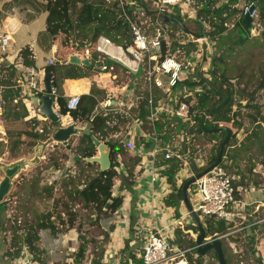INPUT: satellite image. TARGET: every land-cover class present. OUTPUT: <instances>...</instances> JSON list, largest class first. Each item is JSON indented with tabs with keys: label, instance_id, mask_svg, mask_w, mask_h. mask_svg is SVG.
I'll list each match as a JSON object with an SVG mask.
<instances>
[{
	"label": "trees",
	"instance_id": "16d2710c",
	"mask_svg": "<svg viewBox=\"0 0 264 264\" xmlns=\"http://www.w3.org/2000/svg\"><path fill=\"white\" fill-rule=\"evenodd\" d=\"M42 1H45V10L47 12V33L59 45L56 57L57 62L44 66L45 79L48 75L52 76L53 88H57L58 82L64 77L75 79L82 74H87V72L91 75L96 65L105 63V56L99 54L96 50L99 37H108L115 45L122 46L123 48H127L132 43V30L129 20L123 16L118 2L111 0ZM250 1L254 2L258 10V21L263 25L259 37L264 41V0H196L195 5L198 9L195 20H198V22H206L209 26L208 30L203 28L202 23H200L201 30H195V28L186 22L188 19L191 20V18L181 15L178 6H174L172 12H170L171 16L182 20L194 35L201 36L206 34L210 40L207 42L211 56L208 70L202 69L198 75L199 66L206 60V56H196L193 58V63H195L196 67L195 72L184 81V84L190 89L195 87L200 88L199 91L194 93L193 97L185 99L189 104L190 115L194 124L189 126V121L177 119L172 121L176 125L172 128L169 125L170 122L167 125L166 121L160 120L158 122L160 130H163L165 126L167 127L164 135L166 141L173 140V135L175 133L178 134L180 129H184L188 134H192L205 141H211L212 145L210 149L208 152H204L207 163L199 168L196 174L203 172L207 167L215 163L220 154V146L226 132L224 130L212 131L218 126L227 125V127L236 128V130H232L233 134L223 148L220 162V165H223L229 171H235L240 161V154L248 151L253 145H258L264 149V113H261L260 104L254 103L252 99L245 101L249 96L245 84L254 79H257L255 81H258V84L257 88H254L253 93H256L257 90L264 92V68L258 69L257 71L250 69L244 74L247 62L245 59H237L238 46H245L249 42V36L251 34V27L249 28L245 25L243 21L244 16H242V10L239 4ZM145 2L143 0H139V2L131 0L130 4H125L124 9L129 13H136L135 11H137L138 14L149 16L154 27L158 26L156 21L159 20L162 27L167 25L171 29L177 30L186 36H192L186 34L178 24L164 22L161 14L157 10L151 11ZM139 17L141 15L138 16L137 21L141 24ZM177 49L182 50L181 58H184L185 51L188 47L177 41H172L170 44H167L165 41L162 42L163 55L168 52H174ZM86 50L90 53V66L65 63L69 55L74 53L84 54ZM4 55L5 52L0 49V58ZM20 58L21 63L25 66H33L35 64L32 52L27 46L20 52ZM241 64L244 66L240 72L239 65ZM112 67L118 73L120 81L125 82L128 74L131 75L121 64L114 63ZM15 72L16 70L12 65L0 68V85L4 87L3 108L6 120L19 121L29 118V120H26L27 127L24 130L26 137L33 138L36 141L47 139L50 137L52 127L55 124L46 119L47 123H49L47 124L39 120L36 115L31 117L28 115L30 105L28 107L23 102L22 90L18 87L14 79ZM254 72L257 73V76ZM246 75H248V80H243ZM82 81H84L83 77H81L80 81H76L75 83L68 81L70 84L67 83L64 86H58V88H63L66 94L82 92L84 91ZM104 96L105 92L92 83V89L88 93L82 94L81 102L76 109L68 110V98L62 94L54 97L55 108L60 115L70 116L72 121L89 123L88 127L91 130V134H102L105 132L107 118L98 111V103ZM139 107L138 117L145 120L148 116L146 98L139 101ZM208 112H210L209 115ZM245 118H249L250 120V126H252L250 132H248L249 127H244ZM42 123L44 124L40 130L39 126ZM242 129H245L248 134L243 138L242 144L237 145L235 139L238 136V132ZM7 138L8 131L6 130V139L0 141V144L7 142ZM70 145H62V147L70 149ZM109 147L111 167L106 171H101L97 163H91L85 160V158L96 155L97 149L93 141L85 134L79 137L77 144L73 146L74 152L78 156L76 164H83L84 167H97L98 170L96 175L86 177L83 184L75 188L67 189L66 191L70 197L81 198L86 204L92 205L98 212L112 215L123 203V197L114 195L113 193L115 179L119 177L114 166L117 154H122L124 159L123 165L127 173L126 176H120V189H130L135 181L136 175L142 169L138 167L141 158L137 155L129 154L126 147L117 143H111ZM145 147L146 149H150L151 143L145 142ZM198 150L203 151L204 149L201 146L197 148L194 145H185L182 152L184 155H190L188 158L193 163L198 156ZM160 163L165 165L164 173L167 176V181L171 188V192L164 198V204L174 208L176 217L178 218L181 216L180 207L184 204L181 188L191 177L184 178L178 183L177 175L185 166L181 160L172 158L170 160L160 161ZM54 168L59 169V165L54 164ZM72 181V178H68V183ZM239 185L246 187L243 177H241V180H234V186L237 187ZM53 187L51 185L47 189L50 197H54L55 195ZM236 199H242L240 191H236ZM57 202L58 200L54 201L55 206H57ZM61 217V211L57 213L53 211L42 213L38 216L35 224L31 223L26 228L28 231H26L25 237H21L22 239L19 238L21 240L20 245L23 244V247L27 246L29 248L33 260L40 261L41 255L45 254L42 248L36 245L40 241L39 230H48L53 237H56L62 232L56 222ZM200 221L206 230L207 236H211L212 238L225 235L232 228V223L213 217H206L200 219ZM69 226V229L73 227L71 223H69ZM2 229L4 228L0 222V231ZM15 232L16 230L12 231L13 234ZM174 233V244L186 251L185 257L188 264H204L205 256L210 251H213V257L217 259V255L213 249L204 255L198 254L195 238L199 233V229L193 223L178 225ZM13 240L14 238L12 237L11 241ZM88 243L86 238H81V242L74 254L73 263L70 264H81L85 261ZM103 252L104 249L99 254L92 253L91 263L104 264L102 262ZM223 252L226 264H229V257L226 255L224 247ZM11 257H14V255Z\"/></svg>",
	"mask_w": 264,
	"mask_h": 264
},
{
	"label": "built area",
	"instance_id": "2783aa9c",
	"mask_svg": "<svg viewBox=\"0 0 264 264\" xmlns=\"http://www.w3.org/2000/svg\"><path fill=\"white\" fill-rule=\"evenodd\" d=\"M118 2L122 10V14L129 20L132 30V43L127 48L115 45L110 38L101 36L97 40L96 50L103 56L112 57L125 65V68L131 73L128 74L125 82L120 81L118 73L112 66L101 63L95 66L91 82L105 92V96L98 103V111L105 116V132L102 134H93L100 142L105 143L110 149L111 143H117L127 148L131 155H137L141 158L138 167L142 169L140 175L146 174L144 177L148 179L152 186H159L161 192L155 194L152 192L149 199L146 197L141 199L140 211L149 212L150 223H146L145 219L136 225L134 233L137 238L143 240L140 258L142 264H188L185 257V250L180 249L174 244L175 236L166 232L167 225L159 227L155 219L158 209L169 210L166 205L161 203L164 198L171 192V188L164 173L165 165L160 161L176 158L183 161L184 168L192 177L196 175L199 168L204 166L207 161L204 157V150H198L195 161L191 163L188 158L190 155H184L183 148L185 145H194L200 147L198 137L188 134L186 130L180 129L175 133L173 140L166 141L164 139L166 126L160 130L158 122L166 121V125L173 128L176 125L173 120L189 121V126L194 124L191 119L189 104L185 99L193 97L194 93L199 91V87L188 88L184 81L194 74L195 63L194 57L206 56L199 68H209L210 50L208 48L207 37L186 36L181 32L176 34L173 41L187 47L188 44L197 43L193 47H188L185 51L184 58H181V49L174 52L162 54V42L170 44L172 41L167 36V32L160 25L159 20L156 21L158 26L155 27L153 33L150 34L146 28L141 25L137 19L136 13H129L124 9L125 4H130L131 0H111ZM157 11L172 12L169 6H178L180 13L188 18L197 17L196 0H150ZM242 16L249 15L252 18L251 33L261 31V23L258 21V10L253 1L245 2L240 6ZM0 9V16L3 14ZM0 49L7 53L13 44V34L6 28L5 22L0 21ZM207 44V50L203 52V44ZM113 46L114 50L110 51L109 47ZM78 54V53H76ZM80 57L88 56V50ZM163 57V58H162ZM69 56L65 63H68ZM57 62L56 56L48 58L47 64L52 65ZM142 71L141 75H138ZM199 71V69H198ZM208 77V75H206ZM45 73L34 69L33 67L25 68V78L21 86L30 91L45 93ZM182 84V86H181ZM3 91L4 87L0 85V141L6 139V130L3 126L4 108H3ZM54 97L56 89L53 88ZM24 94H22L23 96ZM82 94H73L68 97V110L76 109L81 102ZM143 98L147 99L148 116L145 120L138 117L140 110L139 101ZM17 101V100H15ZM59 119L62 115L56 109ZM74 122V121H73ZM78 125L89 128V123L75 121ZM145 142H150V149H146ZM122 154H117L114 166L119 177L115 179L113 188L114 195L121 196V175H127L123 165ZM186 177V178H187ZM236 191L240 188L234 186V178L229 170L223 165H217L199 178L196 183L189 189V193L195 200L192 205L194 211L200 219L213 217L219 220L231 221L233 214L231 208L234 207L239 200L236 199ZM145 199V200H144ZM149 200L150 205H147ZM162 201V202H161ZM124 202V201H123ZM192 204V203H191ZM189 216V213H186ZM144 221V222H143ZM178 221V220H177ZM220 239V237L212 238ZM33 261L32 253L27 246L23 247L21 254L15 258L13 264H31ZM86 264H92L91 258Z\"/></svg>",
	"mask_w": 264,
	"mask_h": 264
},
{
	"label": "rangeland",
	"instance_id": "374dc122",
	"mask_svg": "<svg viewBox=\"0 0 264 264\" xmlns=\"http://www.w3.org/2000/svg\"><path fill=\"white\" fill-rule=\"evenodd\" d=\"M143 2H145V0H143ZM145 4H147L151 11L157 10L155 4L152 1L146 0ZM242 4L243 3L239 4V7ZM168 8L172 9V6H169ZM196 9L198 8L196 7ZM135 12L137 16L141 15V17H139L141 19V24L150 34H152L155 27L153 22L150 21L151 19H149V16H143L140 13L139 15L137 11ZM186 22L195 28V30H201L200 23H202L201 25L206 30L209 28L206 22H198V20L193 18H191V20L188 19ZM261 28H263L262 24ZM164 29L166 30L167 36L171 41L176 38V34L179 32L177 30L171 29V27L167 25L164 27ZM258 31L250 34L249 42L245 46H238L237 48V59H245L247 62L244 74H246L250 69L257 71L258 69L264 68V41H262L261 37H259L260 33L258 34ZM201 36L207 37L208 41H210L206 34ZM195 45H197V43H191L188 44L187 47H193ZM6 66L3 65V68ZM243 66L244 65L242 64L239 65L240 72L241 69H243ZM141 74L142 71L138 75ZM255 75L257 76V73H255ZM81 77L84 79L82 83L86 85V89L84 88V90H91V75L87 72V74H82L78 78H75V81H80ZM65 78L68 77H64L62 80H60L58 82V86L65 85ZM245 79L248 80V75L243 78V80ZM255 80L257 79L245 84L249 93L248 99L245 101L252 99L254 103L260 104L261 113L263 114L264 92L262 90H257L256 93H253L254 88H257L258 84V81ZM58 86L57 88H54L56 89V94H62L67 98L70 94H66L65 90L63 88H58ZM33 94L37 98H40L42 95V93H38L37 91H34ZM39 107L33 108V105H30L28 110L30 111V113L28 112L30 114L29 116L31 117L36 115L39 120L47 123L48 119L46 120L45 116L39 111ZM3 119L6 130L8 131V138L7 142L0 144L1 163L11 164L20 160H34L36 159V155L39 152L41 153V156L33 166H27L14 178L12 189L5 197L4 201L0 203V222L4 228L0 231V264L14 263L15 258L18 257L23 251V244L20 245L21 240H19V238L25 237V233L28 231L26 228L29 226V224H35L38 216L48 211H53L54 213L61 211V219L56 220L59 228L62 230L61 233L68 232L70 229H75L78 232L79 244L81 242V238L87 239L89 242L88 250L85 261L81 263L86 264L87 260L92 258V253L99 254L105 248L107 236L102 229L101 220L110 214L98 212L92 205L86 204L83 200H81V198L70 197L66 191L67 189L75 188L80 184H83L86 177L96 175L98 170L97 167H84L83 164H76L78 156L74 152L73 146L77 144L81 135L71 137L69 143L71 144L70 149L63 148L62 144L60 143L49 141L47 142V145L44 147V149L39 151L37 148L39 143L46 142L48 138L36 141L33 138L26 137L24 130L27 127L26 120H29V118L19 121H10L6 120L4 115ZM71 121L72 120L70 116H63L60 122L52 127V131L57 125H68V123ZM44 123L39 126L40 130ZM244 124V127L246 126L250 128L248 131L250 132L252 126H250L249 118H245ZM228 127L233 131L236 130L235 127ZM248 132L245 129H242L238 132V136L235 139L237 145L242 144V140L246 134H248ZM197 140L199 141L202 149H204L205 152H208L212 145L211 141H205L201 138H198ZM239 158L240 161L237 164V172L241 171L242 174H244L242 177H246L248 174L262 177L261 173L256 174L254 169L256 170L258 167H261V170L264 172L263 148L259 147L258 145H253L248 151L242 152ZM54 164H58L59 169L54 168ZM3 176L4 173L0 169V180L3 178ZM68 178H72L73 181L68 183ZM51 185L54 186V197H50L47 191ZM189 198L192 205H195V200L192 198L190 193ZM55 200H58L57 206L54 205ZM190 220V222L193 223L191 218ZM229 222L232 223V228L230 231L225 235L218 236L220 237L223 247L226 250V255L229 257V264H264L263 211L260 210L259 215L255 218V225L259 231L255 238L254 236L252 237V235L250 236L248 234L246 228L237 230V228H240L246 224L242 222V219L233 217V219ZM69 223L73 225V227L70 229ZM13 230H16L14 234L12 233ZM42 231L44 230H39V232L42 233V244L45 248H42V250L45 254L41 255L40 261L33 260L31 264H53L52 262H49L51 258L47 256V252L49 253L51 249H54L55 252L53 254H58V250L56 251L54 248L55 246L51 245V242L58 244L59 240L56 241V239L60 237L61 233H59L56 237H53L48 230H46V233ZM12 237L14 238L13 241H11ZM207 238L212 239L211 236H207ZM39 242H41V240ZM37 243L36 245H39ZM74 254L75 252L72 255L74 256ZM13 255L14 257H11ZM54 264L66 263L57 261ZM204 264H219L218 259L213 257V251H210V253L205 256Z\"/></svg>",
	"mask_w": 264,
	"mask_h": 264
},
{
	"label": "crops",
	"instance_id": "0c3cea01",
	"mask_svg": "<svg viewBox=\"0 0 264 264\" xmlns=\"http://www.w3.org/2000/svg\"><path fill=\"white\" fill-rule=\"evenodd\" d=\"M0 9H3L4 11L0 16V21H4L6 28L13 34V44L10 47L9 52L5 53V55L0 58V67H3V65L6 66L8 64L13 65L16 68L14 79L17 82L18 87L21 88L22 94H24L23 102L27 104L28 107L29 105H33V108H37L41 104V97H35L32 91L29 92L27 88H24L21 85L25 78L26 67H33L41 73H45L44 66L47 64L48 58L52 56L57 57L59 45L53 41L51 35L47 33L46 29L47 12L45 10V1L0 0ZM1 24L2 22L0 25ZM26 46L30 48L32 56L35 60V64L33 66H25L20 61V52ZM109 50L113 51L114 47L110 46ZM79 54L80 53L77 55L79 56ZM91 80L92 76L90 79V84ZM68 81L73 83L76 82L75 79L65 78L64 84H70ZM82 85L86 89V85L83 83ZM89 91L90 90H84L82 92L72 93L70 95L80 93L85 94ZM28 115L30 114L28 113ZM3 126L5 128L4 119ZM79 126L81 127V125ZM237 171L238 168H235V171L229 172L232 173L231 175L233 176L234 180H241V177L242 175L244 176V174H242L241 171ZM254 172L256 174L261 173L262 177H264V172L261 170V167H258L256 170L254 169ZM145 175L146 174H137L130 189H121V196L123 197L124 202L114 214H110L101 220L102 229L107 236L102 259L104 264L142 263L140 254L143 240L135 236L134 230L142 218L143 220L145 219L146 223H150L151 219L149 212L140 211V202L144 197L149 199L152 192L155 194L161 192L159 186H152L149 184L148 179L145 178ZM188 175H190V172H187V170L179 171L177 175L178 183H180ZM262 177L253 174H248L246 177H243L246 187L241 185L238 186L242 194V199L231 208L233 217L242 219V222L246 223L244 226L237 228V230L246 228L248 234L250 236L252 235V237L254 236V238L259 232L257 226L255 225V218L259 215L260 210L264 213V178ZM146 201L147 205L149 206V200ZM163 204L164 201L161 203V205L163 206ZM167 208H169V210L166 211L162 209V207L158 209V214H156L155 219H157L156 221L158 222L159 227H161V225L168 226V228H166L168 235L170 233L171 235L173 234V236H175L174 232L178 225L192 223L190 222L191 220L189 216L186 215L187 211L184 204H182L180 207L181 216L178 218L176 217V211L174 208L169 206H167ZM42 232L46 233V230ZM41 235L42 233L39 232L41 242H38L37 244L39 245L37 246L44 248ZM57 240H59L58 244L51 242V245L55 246L54 248L56 251L58 250V254H53L55 252L54 249H51L49 253L47 252L48 255H46L51 258L49 262H52L53 264L57 261H61L62 263L66 264L73 263L74 256L72 254L76 251L79 245L78 232L75 229H70L68 232L61 233L60 237L56 239V241Z\"/></svg>",
	"mask_w": 264,
	"mask_h": 264
},
{
	"label": "water",
	"instance_id": "95a60500",
	"mask_svg": "<svg viewBox=\"0 0 264 264\" xmlns=\"http://www.w3.org/2000/svg\"><path fill=\"white\" fill-rule=\"evenodd\" d=\"M136 1L139 2V0H136ZM160 14L164 22L176 23L182 28V30L186 34H190L193 37H198L194 35L192 31L186 26V24L182 22V20H180L179 18L171 16L170 13L166 11H161ZM243 21L247 27L249 28L251 27L252 18L249 15H246ZM206 50H207V44L204 43L203 52L205 53ZM68 63L82 65V66H90V58L88 56L81 58L77 54H72L71 56H69ZM106 63L109 66H112L114 63H117L125 67L123 63H121L120 61L112 57H107ZM200 71H201V67L199 68L198 75L200 74ZM45 90H46L45 93L41 96V104L39 107V111L45 116L46 119L50 120V122H52L53 124H57L60 122V119L58 117V114L55 108L51 75H48L46 77ZM210 112H208V115L210 114ZM216 130H224L226 132V135L221 143L220 154L216 162L210 165L209 167H207L203 172H200L192 176L191 178H189L183 184L181 188V193L183 196L184 206L187 212L189 213V216L192 219L193 224L196 225L199 229V233L195 238L196 249L198 251V254L204 255L208 251L213 249L217 255L219 264H226L222 242L220 241V239H208L207 238L206 230L204 226L202 225L200 218L194 211V208L189 198V189L196 183V181L202 176H204L207 172H209L212 168L220 164L223 148L225 144L230 140L233 134L232 129L225 125L218 126L212 131H216ZM83 134L90 137V139L93 141L97 149L96 155L89 157V158H85V160L87 162L97 163L101 171L108 170L111 167L110 149L107 147L105 143L100 142L98 138H96L93 134H91L90 128H85L84 126L80 127L78 123L75 121L66 126L57 125L56 128L51 132L50 134L51 137H49L46 140V142L39 143L37 148L39 149V151H42L44 147L47 145V142L49 141L60 143L63 146H68L70 143L71 137L77 136V135H83ZM40 156H41V153L39 152L36 155V159L34 160H20V161L11 163V164H4L0 162V169L4 173L3 178L0 180V203L4 201L5 197L8 195V193L12 189L14 178L21 172V170L25 169L27 166H33L38 161V158Z\"/></svg>",
	"mask_w": 264,
	"mask_h": 264
}]
</instances>
